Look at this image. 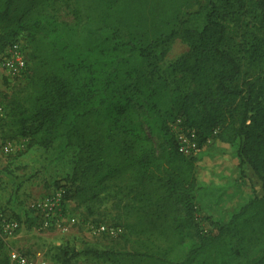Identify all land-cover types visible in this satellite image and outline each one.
<instances>
[{
    "label": "trees",
    "instance_id": "obj_1",
    "mask_svg": "<svg viewBox=\"0 0 264 264\" xmlns=\"http://www.w3.org/2000/svg\"><path fill=\"white\" fill-rule=\"evenodd\" d=\"M52 3L0 0V54L21 32L32 39L43 32L54 61L32 81L35 102L20 112L21 133L45 149L57 140L76 148L72 196L101 202L113 190L127 199L123 208L134 219L127 235L141 242L125 253L58 247L56 262L86 255L132 264H264V67L243 76L227 23L252 12L264 29V0H86V24L96 28L76 50L59 43ZM203 13L201 29L183 30ZM180 33L190 46L172 65L180 78L159 83L157 50ZM252 55L264 63V39ZM178 118L200 145L213 137L236 145L240 167L249 165L262 183V196L207 232L200 223L209 217L200 219L195 203L197 159L179 150L170 128ZM154 132L163 137L160 153ZM4 245L0 236V251Z\"/></svg>",
    "mask_w": 264,
    "mask_h": 264
},
{
    "label": "rangeland",
    "instance_id": "obj_2",
    "mask_svg": "<svg viewBox=\"0 0 264 264\" xmlns=\"http://www.w3.org/2000/svg\"><path fill=\"white\" fill-rule=\"evenodd\" d=\"M85 1L53 0L49 9V13L61 24L59 43L62 41L63 44L72 45L71 48L75 50L76 46L89 43L96 28L95 24H86L83 15ZM204 23L203 13L194 16L191 22L184 25L183 30L201 29ZM227 23L234 53L243 66V76L255 77L262 71L264 63L261 59H253V47L264 39V29L252 12L228 18ZM17 42L26 53L30 70L28 77L12 79L6 76L0 61V214L20 219L21 229L16 238L4 241V249L0 251V264L7 260L13 248L30 253L42 251L51 264H58L54 257L58 252L57 248L67 245L76 251L87 247L120 253L134 251L141 246V242L136 237L127 235L126 225L134 220L123 208L127 199L110 190L103 195L101 202L81 204L72 196L69 186L78 150L74 147L67 148L62 140L55 141L52 147L45 149L31 144V138L23 137L18 117L24 109H33L37 88L32 81L45 71H51L54 61L49 50V37L45 33H38L32 39L28 33L21 32ZM189 51L190 46L181 37V33L161 45L157 50V81L163 83L167 80L173 86L180 75L172 73V65ZM18 103L22 104L21 108H18ZM170 128L176 137L180 131L187 133L188 127L178 118L170 122ZM152 136L160 153L163 137L158 132H154ZM196 141L199 147L193 155L197 159L195 203L199 209V218L209 217L200 223L203 231L207 232L215 229V224L227 221L238 210L241 205L238 203L244 202H238L241 192L252 185L251 190L262 195L263 189L255 174L248 179L246 171L239 172L241 170L235 164L230 165L232 154L220 149L218 145H224L220 140L213 137L200 145L197 134ZM7 145L9 152L4 151ZM46 197L57 198L60 203L56 221L49 227L44 226L41 216L31 208L35 201ZM72 218L76 219L75 223L71 221ZM99 223L119 226L122 232L117 237L95 233L91 225ZM72 264L132 263H113L80 255L73 259Z\"/></svg>",
    "mask_w": 264,
    "mask_h": 264
},
{
    "label": "built area",
    "instance_id": "obj_3",
    "mask_svg": "<svg viewBox=\"0 0 264 264\" xmlns=\"http://www.w3.org/2000/svg\"><path fill=\"white\" fill-rule=\"evenodd\" d=\"M0 61L2 68L6 71V76L12 79H19L24 77L29 70V61L23 47L19 42L15 41L10 44L3 53L0 54ZM186 132L177 133V142L179 150L188 156H193L197 151L199 145L196 141L197 133L193 129H186ZM5 152H9V146H5ZM60 203L57 198H41L35 201L31 208L36 211L45 227L53 225L57 218V209ZM76 222L75 218L71 219ZM21 229V222L10 216L0 214V236L4 241L16 238ZM91 229L95 233L106 234L109 237H117L121 234L122 228L119 226H112L103 223L91 225ZM7 264H51L45 253L37 251L30 253L19 249H11L9 252Z\"/></svg>",
    "mask_w": 264,
    "mask_h": 264
},
{
    "label": "crops",
    "instance_id": "obj_4",
    "mask_svg": "<svg viewBox=\"0 0 264 264\" xmlns=\"http://www.w3.org/2000/svg\"><path fill=\"white\" fill-rule=\"evenodd\" d=\"M224 145H221L219 144L218 146H220V149H223V151L225 150H228V152H231L232 154V157H231V164H235V166L238 168V170L240 169L241 171L239 172H243V171H246L248 173V179L250 178H253L252 176L255 174L254 171L252 170V168L249 166V165H244L243 167H240V159L238 157V147L233 144H230V143H225V142H222ZM226 145V146H225ZM233 146V147H232ZM236 149V151L234 150ZM222 164V163H221ZM235 166H234V169H235ZM252 185L249 187V189L247 190H244L243 192H241V194L238 195V202L244 200V202H241V203H238V204H241L239 206V208L244 205L246 202H248L250 199H252L253 197H255V195H258V194H255L252 190ZM258 193V192H257ZM263 195V194H262ZM262 195H259V196H262ZM238 208V209H239ZM236 212V211H235ZM234 213V212H233ZM232 213V214H233ZM231 214V215H232ZM231 217V216H230ZM229 220V219H228Z\"/></svg>",
    "mask_w": 264,
    "mask_h": 264
}]
</instances>
